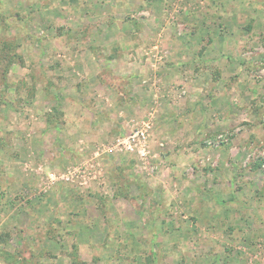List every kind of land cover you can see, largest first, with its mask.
<instances>
[{"label":"rangeland","instance_id":"1","mask_svg":"<svg viewBox=\"0 0 264 264\" xmlns=\"http://www.w3.org/2000/svg\"><path fill=\"white\" fill-rule=\"evenodd\" d=\"M0 231V264H264V0H0Z\"/></svg>","mask_w":264,"mask_h":264},{"label":"built area","instance_id":"2","mask_svg":"<svg viewBox=\"0 0 264 264\" xmlns=\"http://www.w3.org/2000/svg\"><path fill=\"white\" fill-rule=\"evenodd\" d=\"M146 139L147 129L141 126L133 129L130 134L126 135V137L119 142V144L122 145L125 151L142 158L148 153Z\"/></svg>","mask_w":264,"mask_h":264},{"label":"trees","instance_id":"3","mask_svg":"<svg viewBox=\"0 0 264 264\" xmlns=\"http://www.w3.org/2000/svg\"><path fill=\"white\" fill-rule=\"evenodd\" d=\"M2 47H3V52L6 53V57L5 58H7L8 60H10L11 59L10 51H11V49L13 47H11V45H9V44L7 45V43H4ZM3 60H4V58L1 60V62ZM8 62L9 61L5 62V64L1 68L2 69V75L1 76L4 75L3 78H6V76H7V65H8L7 63ZM49 121L51 122V121H54V120L49 119ZM119 184H121V183H119ZM8 238H9V233L8 232H6V231H0V241L1 242L7 244V239ZM66 255L69 258V264H88V262H86L85 260H82L80 258L79 253H78V250H77V246L75 244H74V247L72 248V250L66 251ZM5 259L7 261H9L10 260V257L5 256ZM22 259H26V258H24L23 253H22Z\"/></svg>","mask_w":264,"mask_h":264}]
</instances>
